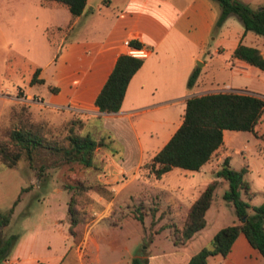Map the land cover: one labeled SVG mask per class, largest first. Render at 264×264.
Listing matches in <instances>:
<instances>
[{
    "label": "crops",
    "instance_id": "1",
    "mask_svg": "<svg viewBox=\"0 0 264 264\" xmlns=\"http://www.w3.org/2000/svg\"><path fill=\"white\" fill-rule=\"evenodd\" d=\"M242 1L249 5L253 2L254 8L264 4V0ZM219 13L220 6L215 0H86L83 13L73 18L68 7L57 1L0 0V80H9L11 87H16L15 94L10 95L16 102H22L18 97L20 91L27 100L39 95L47 109L62 115L78 114L85 119L86 127L92 119L101 121L104 132L116 137L117 146L114 152H109L102 138L97 137L95 140H101L103 146L99 145L95 151L105 148L101 156L106 161L102 171L107 175L104 181L109 186L114 183L113 189L118 186L120 192L137 177L149 179L142 177L145 164L181 125L189 97L218 91L249 93L243 89L247 85L241 78L259 77V71H263L233 57V51L242 43L256 47L264 55V37L246 32L239 20L233 33L224 32L230 17L215 29ZM125 40L141 42L143 45L136 48L146 49L148 55L131 77L119 111L99 112L95 98L117 56L126 52ZM36 70L44 83L30 84ZM195 70L198 75L188 87V78ZM49 86L58 90L54 93ZM227 133V129L223 130V144L199 170L179 172L183 178L191 179L207 175L204 187L191 192L188 203L177 193L179 185L168 183L158 187L162 194L159 206L171 209L166 217H171L172 222L183 219L188 207L212 180L218 179L217 187L223 185L227 189L225 180L216 177L226 157L223 147ZM127 176L129 179L119 186L118 180ZM213 200L214 194L208 210ZM178 208L181 211L177 212ZM214 218H219L217 210ZM98 223L91 225L89 235L86 233L94 248L90 262L99 252L91 231ZM234 223L238 221L232 219L228 225ZM206 225L207 218L205 227L180 246L190 245ZM36 244L35 235H20L7 260L11 264L61 263L63 253L41 254L36 252ZM199 250L191 255L174 256L172 260L167 254H148L145 264H187ZM75 251L82 260L84 250L76 247ZM263 261L261 253L239 233L225 256L210 255L206 264H263Z\"/></svg>",
    "mask_w": 264,
    "mask_h": 264
},
{
    "label": "rangeland",
    "instance_id": "2",
    "mask_svg": "<svg viewBox=\"0 0 264 264\" xmlns=\"http://www.w3.org/2000/svg\"><path fill=\"white\" fill-rule=\"evenodd\" d=\"M250 6L255 7L253 2ZM229 17L223 30L233 33L238 19L234 15ZM60 19L63 22L64 17L61 16ZM219 32L218 30L214 36ZM259 72V77L254 75L241 79L247 85L244 90L264 98V71ZM11 85L9 80H0V137H3V132L8 127L17 126L18 122L12 121L11 107L18 104L17 106H23L24 114L43 124V133L49 138L62 140L68 133L71 122H74V132L84 134L87 131L93 139L101 137L109 152L116 150V137L104 132L98 119L90 120L86 127L85 119H81L78 114L62 115L49 110L39 95L27 100L21 91L18 97L22 102H16L10 97L16 90ZM27 87L28 83L25 84L26 89ZM255 132L256 135L251 131L228 130L223 147L232 168L238 170L247 166L244 178L254 194L249 201L251 205L264 202V111ZM99 144L103 146L101 140ZM102 149L105 150L104 147ZM102 149L95 151V161L91 167L65 162L47 151H39L31 165L24 158L15 168H7L0 163V239L4 241L17 237L18 240L22 234L26 237L35 235L36 252L55 253L58 256L63 253L60 264H114L120 259H124L121 264H132L134 257L145 258L148 254H167L171 260L174 256L191 255L202 247H210L214 234L230 224L232 219L239 222L234 208L222 198L224 186L219 185L215 189L213 204L207 212L205 230L186 248L181 247L174 235L175 229L182 226L183 219L172 222L171 217H166L172 211L169 207L159 206L162 194L157 189L168 183L179 185L177 193L188 203L191 192L195 193L204 187L207 175L183 178L179 174L183 169L176 168L165 177L156 179L148 162L142 177L148 176L149 179L137 177L118 192V186L113 189L114 183L109 186L104 181L107 175L102 174L106 165V161L101 158ZM39 172L42 173L40 176L37 174ZM129 177L119 179V186ZM18 197L17 204L13 206ZM70 199L75 225L71 223L72 217L68 213ZM11 208L13 210L9 217ZM216 210L219 212L218 219L214 218ZM179 211L181 208L177 209ZM139 215L142 223L137 219ZM96 222L99 223L91 231L99 244V252L97 258L90 262L88 259L94 248L91 247V238L86 235ZM13 247L0 257V264H5ZM76 247L84 250L82 260L75 251Z\"/></svg>",
    "mask_w": 264,
    "mask_h": 264
},
{
    "label": "trees",
    "instance_id": "3",
    "mask_svg": "<svg viewBox=\"0 0 264 264\" xmlns=\"http://www.w3.org/2000/svg\"><path fill=\"white\" fill-rule=\"evenodd\" d=\"M47 1V0H45ZM66 5L73 18L80 16L86 6V0H51ZM220 6V13L215 22L219 28L227 17L234 15L243 25L246 32L264 37V4L256 8L242 0H215ZM133 47L143 44L133 40ZM233 57L245 61L264 71V55L253 46L238 44ZM143 64V58L120 53L105 83L95 98V106L99 112L113 113L119 111L127 85L134 73ZM38 70L33 74L30 84L44 83L37 77ZM198 75L193 71L188 78L187 86L191 87ZM52 92L57 87L49 86ZM11 107L12 121L17 126L8 127L0 137V163L7 168H15L24 158L31 165L39 151H47L57 155L65 162H76L84 167H91L95 161V150L100 145L89 132L78 134L73 131V123L62 140L49 138L43 133V124L32 120L24 114L23 106ZM264 111V98L256 93L218 91L193 95L186 100L183 121L166 144L152 157L150 171L155 178L174 167L197 171L223 144V130L251 131L256 135L255 126ZM43 165L41 166V168ZM34 171V169H31ZM246 167L234 169L230 166L229 157H225L216 177L224 179L227 189L222 198L234 208L239 222L220 228L213 236L210 247H203L193 254L187 264H206L210 255L225 256L239 233H243L248 242L256 248L264 259V202L250 205L253 197L244 175ZM39 176L42 173H37ZM218 179L209 182L200 195L188 207L180 228L175 229L177 244H184L193 234L205 227V214L211 205ZM19 197L14 201L16 205ZM71 199L68 213L75 225L74 210ZM12 208L8 214L12 213ZM6 216V220L8 219ZM142 221L141 216L137 217ZM5 222V221H4ZM7 222V221H6ZM11 240L0 239V257L7 254L15 245L17 237ZM7 251V252H6ZM132 264H145V258L134 257ZM264 264V261H263Z\"/></svg>",
    "mask_w": 264,
    "mask_h": 264
},
{
    "label": "built area",
    "instance_id": "4",
    "mask_svg": "<svg viewBox=\"0 0 264 264\" xmlns=\"http://www.w3.org/2000/svg\"><path fill=\"white\" fill-rule=\"evenodd\" d=\"M125 51L127 54L136 57V58H145L148 55V51L146 49H140L136 47H132L128 40L124 41ZM7 264H11L10 261L6 260Z\"/></svg>",
    "mask_w": 264,
    "mask_h": 264
}]
</instances>
